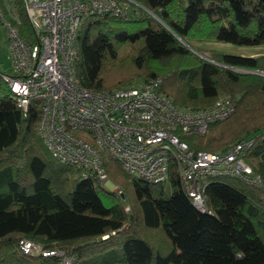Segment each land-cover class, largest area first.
<instances>
[{
    "label": "trees",
    "instance_id": "obj_1",
    "mask_svg": "<svg viewBox=\"0 0 264 264\" xmlns=\"http://www.w3.org/2000/svg\"><path fill=\"white\" fill-rule=\"evenodd\" d=\"M116 1L126 3L125 15L81 20L72 66L78 83L100 91L159 78L176 106L191 109L228 95L234 112L211 123L205 136L184 140L212 153L251 141L243 159L262 187L208 176L206 211L199 212L182 190L175 164L166 182L153 183L103 154L104 172L121 199L91 173L83 178L82 167L57 162L37 131L40 103L31 101L23 114L1 80L0 264H60L56 256L25 254L20 239L61 249L73 264H264V76L256 73L264 74V54L211 51L207 60L182 44L264 46V0ZM20 16V33L28 37Z\"/></svg>",
    "mask_w": 264,
    "mask_h": 264
},
{
    "label": "built area",
    "instance_id": "obj_2",
    "mask_svg": "<svg viewBox=\"0 0 264 264\" xmlns=\"http://www.w3.org/2000/svg\"><path fill=\"white\" fill-rule=\"evenodd\" d=\"M22 12L28 37L20 33ZM89 14L122 16L126 7L116 0H0V29L5 32L8 68L0 73L15 105L24 114L31 101L41 106L38 134L59 163L91 173L106 190L120 195L103 169V154L124 171L162 183L175 164L182 190L199 211H206L204 179L230 176L262 187L259 175L245 163L251 141L237 142L220 153L189 148L184 138L203 136L208 126L229 117L234 103L218 98L203 109L180 108L161 89L159 78L119 88L93 91L75 78V39L81 20ZM128 211V207H125ZM25 254L56 256L73 264L61 249L45 250L19 240Z\"/></svg>",
    "mask_w": 264,
    "mask_h": 264
},
{
    "label": "rangeland",
    "instance_id": "obj_3",
    "mask_svg": "<svg viewBox=\"0 0 264 264\" xmlns=\"http://www.w3.org/2000/svg\"><path fill=\"white\" fill-rule=\"evenodd\" d=\"M127 1H131V0H127ZM119 2L126 7L125 2L123 1H119ZM128 27L134 28V27H137V24L130 23ZM182 44L186 46L188 50L191 51L192 53L202 57L203 59H207V60H209V53L211 51L223 52L226 54L241 55V56H257V55L264 54V46L247 47V46H238V45L225 43V42H218V41H201L200 42L197 40H191L190 43L182 42ZM7 53L8 52H7V43L5 39V32L3 29H0V73L5 72L8 68L9 61L7 60ZM145 79L146 78H137L129 83L123 84L122 86L138 84V83L145 81ZM1 80L2 79L0 77V82H2ZM1 84L3 85L4 88L8 87L4 82ZM220 97L230 98L226 94H221L218 98ZM194 110H197V109H194ZM194 136H198V135H194ZM108 181L112 186H116L111 180H108ZM103 200H104V203L107 204V199L105 197L103 198Z\"/></svg>",
    "mask_w": 264,
    "mask_h": 264
},
{
    "label": "water",
    "instance_id": "obj_4",
    "mask_svg": "<svg viewBox=\"0 0 264 264\" xmlns=\"http://www.w3.org/2000/svg\"><path fill=\"white\" fill-rule=\"evenodd\" d=\"M256 73L259 74V75H263L264 76L263 73H258V72H256ZM120 197H121V199H124V195L122 193L120 194Z\"/></svg>",
    "mask_w": 264,
    "mask_h": 264
},
{
    "label": "bare ground",
    "instance_id": "obj_5",
    "mask_svg": "<svg viewBox=\"0 0 264 264\" xmlns=\"http://www.w3.org/2000/svg\"><path fill=\"white\" fill-rule=\"evenodd\" d=\"M200 212V211H199Z\"/></svg>",
    "mask_w": 264,
    "mask_h": 264
}]
</instances>
